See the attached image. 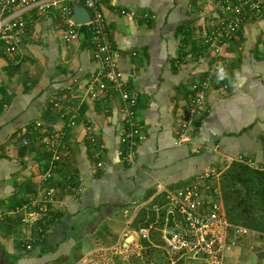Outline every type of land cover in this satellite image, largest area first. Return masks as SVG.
<instances>
[{"label": "crops", "instance_id": "1", "mask_svg": "<svg viewBox=\"0 0 264 264\" xmlns=\"http://www.w3.org/2000/svg\"><path fill=\"white\" fill-rule=\"evenodd\" d=\"M101 4L117 66L138 96L135 113L144 138L136 159L123 160L119 95L87 96L99 67L88 35L64 41L57 9L25 13L28 29L18 52L0 54V264H69L104 237L131 231L144 210L140 229L148 235L154 226L163 241L169 193L210 184L223 201L219 179L227 165L264 162V11L226 41L223 62L232 83L216 82L206 91L193 116L192 140L175 144L188 87L216 60L202 41L219 19L215 2ZM51 132L59 138L55 160L46 142ZM211 168L215 174L208 179L204 172ZM149 212L150 222L141 224ZM251 233L253 246L264 248V233ZM147 235L141 234L151 241ZM248 259L261 264L254 253Z\"/></svg>", "mask_w": 264, "mask_h": 264}, {"label": "built area", "instance_id": "2", "mask_svg": "<svg viewBox=\"0 0 264 264\" xmlns=\"http://www.w3.org/2000/svg\"><path fill=\"white\" fill-rule=\"evenodd\" d=\"M71 1L0 0V54L12 57L18 52L21 36L28 29V20L24 14L30 11L41 14L50 8L57 9L61 38L64 41L75 40L84 31L81 26L86 25V34L93 46V56L99 63L97 72L88 81L87 96L96 98L100 92L108 91H114L119 95L124 121V130L120 138L122 155L123 160L132 163L136 159V146L144 138L135 113L137 93L126 87L122 72L117 66L118 52L111 44L101 0H83V5L90 13V19L86 23H76L72 19ZM213 1L218 9L219 19L205 32L202 41L216 55V60L201 78L193 81L188 87L187 109L180 113L175 144L192 140L194 128L192 124L195 126L193 116L201 112L206 91L217 82L216 66L218 64L225 66L223 57L227 52L223 46L226 41L247 19L264 11V0ZM121 12L130 17L133 14V11L125 9ZM221 86L225 88L227 84L221 83ZM89 139L93 140V137L89 135ZM58 140V135L54 132L46 137L54 160L59 157L56 149ZM237 158L242 159L240 156ZM212 174H215L214 168L204 172L208 179ZM46 175H50V172L47 171ZM168 197L171 209L165 218L163 238L173 251L180 253L185 250L193 251L195 254L204 255L205 259L211 258L213 264H220L225 250L234 246L241 236L250 231L247 226L228 220L220 192L217 189L210 190V184H203L201 188L196 185L182 187L169 193ZM140 232L143 236L147 235L145 228H142Z\"/></svg>", "mask_w": 264, "mask_h": 264}, {"label": "rangeland", "instance_id": "3", "mask_svg": "<svg viewBox=\"0 0 264 264\" xmlns=\"http://www.w3.org/2000/svg\"><path fill=\"white\" fill-rule=\"evenodd\" d=\"M132 222V225L129 226L131 231L119 233L118 236L113 234L111 237H104L101 242L91 245L84 252L81 250L80 259L69 264H213L211 258L206 257V260L202 254H195L189 250L182 253L171 250L165 239L161 242L154 226L149 229L147 236L149 237L150 232L153 231L157 233L159 240L154 235L153 238L150 237L152 242L149 241L151 242L149 245L144 244L141 240L144 237L140 234L141 229H138L137 220ZM251 230L253 229L250 228V231L237 241L238 243L241 240V244H235L237 246L233 249L234 251L227 256L226 260L224 259L225 261H221V264H248L250 253H254L258 262L264 264V248L253 246L255 236ZM113 239L114 241H112ZM230 250L232 248L226 249L225 255ZM178 259L182 262H178Z\"/></svg>", "mask_w": 264, "mask_h": 264}, {"label": "trees", "instance_id": "4", "mask_svg": "<svg viewBox=\"0 0 264 264\" xmlns=\"http://www.w3.org/2000/svg\"><path fill=\"white\" fill-rule=\"evenodd\" d=\"M81 29L86 35V25H82ZM51 106L50 102L47 108L50 109ZM61 110L62 108L57 111L58 116ZM45 116L49 117L50 115L46 114ZM194 124L196 125V123ZM220 186L228 220L264 233V162L252 165L245 161L233 160L221 172ZM145 217L146 211L144 210L141 216L139 215L137 222ZM152 217L153 213H150V218L141 224L148 225ZM156 234L151 231L150 237L153 238L154 235L157 237ZM157 239L159 240L158 237ZM141 240L144 244H150L146 238H141ZM224 256L225 252L223 258ZM259 257L261 258V256ZM177 261L182 262L180 259Z\"/></svg>", "mask_w": 264, "mask_h": 264}, {"label": "water", "instance_id": "5", "mask_svg": "<svg viewBox=\"0 0 264 264\" xmlns=\"http://www.w3.org/2000/svg\"><path fill=\"white\" fill-rule=\"evenodd\" d=\"M72 9L71 14L72 19L76 23H86L90 19V13L85 5L77 0H72Z\"/></svg>", "mask_w": 264, "mask_h": 264}, {"label": "clouds", "instance_id": "6", "mask_svg": "<svg viewBox=\"0 0 264 264\" xmlns=\"http://www.w3.org/2000/svg\"><path fill=\"white\" fill-rule=\"evenodd\" d=\"M215 76H216V81L218 83L226 80L228 81L229 84L232 83V78L223 64H218L216 66Z\"/></svg>", "mask_w": 264, "mask_h": 264}]
</instances>
